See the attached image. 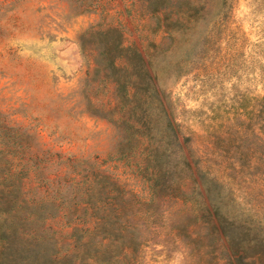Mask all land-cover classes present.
<instances>
[{"label":"rangeland","instance_id":"374dc122","mask_svg":"<svg viewBox=\"0 0 264 264\" xmlns=\"http://www.w3.org/2000/svg\"><path fill=\"white\" fill-rule=\"evenodd\" d=\"M146 1L0 0V127L24 132L30 169L16 182L27 197L55 193L92 165L150 201L115 155L120 130L90 113L110 93L88 81L92 32L110 28L123 47L161 40L150 33ZM210 1L201 33L174 44L169 60L178 69L165 87L176 122L221 184L229 209L264 233V0ZM161 195L155 210L162 217L147 218L142 208L136 264H211L209 255L189 252L187 234L171 228L193 223L191 199L174 205Z\"/></svg>","mask_w":264,"mask_h":264},{"label":"trees","instance_id":"16d2710c","mask_svg":"<svg viewBox=\"0 0 264 264\" xmlns=\"http://www.w3.org/2000/svg\"><path fill=\"white\" fill-rule=\"evenodd\" d=\"M210 7V0H147L150 33L161 35L157 43L123 47L110 28L91 33L88 81L110 98L90 113L120 130L115 155L143 182L149 202L92 165L55 193L27 197L16 182L30 169L24 132L0 127V264H136L139 220L146 210L147 218L162 217L155 210L161 194L174 205L191 199L193 223L171 228L189 236L192 255H209L211 264H264L262 227L229 209L221 184L203 169L176 122L165 87L178 69L169 60L174 44L199 31Z\"/></svg>","mask_w":264,"mask_h":264}]
</instances>
